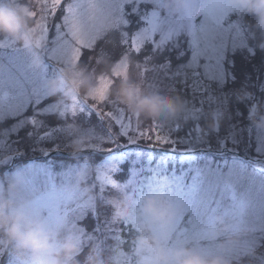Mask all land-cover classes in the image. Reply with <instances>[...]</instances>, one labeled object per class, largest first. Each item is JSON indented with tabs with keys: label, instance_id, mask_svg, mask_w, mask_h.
<instances>
[{
	"label": "rangeland",
	"instance_id": "rangeland-1",
	"mask_svg": "<svg viewBox=\"0 0 264 264\" xmlns=\"http://www.w3.org/2000/svg\"><path fill=\"white\" fill-rule=\"evenodd\" d=\"M25 2H27L33 10L37 11L38 13L40 12V4L38 3V0H25ZM160 3L161 0H138V2L134 0L133 3H126L124 5L123 15L124 18L129 21V24L137 23V18L138 16L140 17L141 11L143 23L141 26H139L137 31L135 30V32H133L134 34L147 26L144 17L152 11H159L161 18L163 19H167L169 16H171V18L175 20L180 17L179 15L172 14L161 9ZM134 8L136 9L135 12H133ZM61 16L59 20L53 23V25L51 23L53 17H49V29H51L50 26H52V29L49 30L48 41L45 42L46 49H51L54 47L53 41L56 36L55 24L61 22ZM131 16L136 17L134 23L130 19ZM250 16L251 15L246 16V14L238 11H232L229 13L226 19L222 22V28L217 30L218 34L213 40V44L216 45L218 49V52L214 54L216 58L208 60L205 57H201L199 59L198 66L195 68L189 67L193 49L191 46V37L189 36L186 29L180 30L172 37L171 40L167 41L163 45L159 44L160 33H156L154 36L156 43L153 44L151 41H145V44L141 50L147 47L149 48L150 52H156L158 55H164L167 51L174 49V51H180L177 56H181L183 55L182 53H185V50L182 49V39L180 40V38L184 37V42H186L187 49L190 51V58L187 62L180 63L177 66V69L174 71V74L188 73L195 78L196 84H194L197 87L199 86V88L210 92L211 89L209 88H216L218 87V84L224 83L227 75L229 57L232 56L235 51L247 50L249 53H254V48L250 44V39L256 38V36H252V26L254 24L250 26L244 22V19ZM36 19H39V16H37ZM202 20L203 15L197 17L196 23L199 24ZM231 25H236V27H231L227 33H224L223 29L229 28ZM123 26L124 25H121L120 28ZM237 27L240 31L239 37L236 36ZM130 37L131 36L127 35L126 38L130 39ZM43 59V71L36 73L29 68V59L19 48H0V84H3V90H7L9 92V102L19 106L16 109L19 112L18 116L12 117L7 115L3 120L5 121L10 118H16L14 123H12L10 127L0 130V140L4 141L3 146H0V159L9 157L7 163L0 164V177H3L5 174H9L14 171H23L26 173L29 171V169H44L45 171L51 173L54 183L57 185V187H60L68 182L66 179V174L69 172L72 173L71 182L75 183L73 178L74 170L79 168L82 163L87 162L90 167L95 169L92 176L88 179V182H90L89 184L94 186L97 185L98 187V191L96 192L94 190L93 192L94 207L95 212H97V198L99 197L102 199V197H104V192L101 193L95 176L96 169L102 165L116 163L118 168L114 173H112L113 178L119 184L127 183L130 180L133 181L134 189L141 188L143 194L147 193L148 189L146 185L148 180L153 175H157L158 177L167 176L169 179L183 177L184 184L188 185L191 184L192 178L199 174L198 180L200 182V189L198 198L209 203L211 207H216L217 204H219L220 209L218 212H223L225 208L232 204L233 190L238 199L243 198L248 202L245 223L246 227L249 229V232L247 235L241 237L239 244L236 245L231 252L225 253V255H227L228 258L232 260V264H264V133L259 132L253 126L244 128L238 127L236 131L232 129V131L229 133V137H223L222 139H219L222 149L215 153H217L219 156H222V159L217 161H215L212 157L197 159L196 157L192 156L194 152L193 150L183 156H180L178 159H171L170 163L165 159L170 158L171 155H166L156 160L153 153L145 155L140 150H136L134 152H120L118 149H109L108 152H104L108 150V148H106V144L108 142L118 143V145L116 144L117 146L121 145V136L119 135V130L112 121L106 118V127L101 126V129H99L100 126H95L93 122H89L88 120L85 122H78L76 120L77 117L86 116L90 119L92 112L97 113L91 107L93 101L90 99L85 101V97L82 96L80 99L85 101L83 103L84 111L77 112L75 116L68 113L64 117H61L59 115V111H57L55 114H52L59 116L65 121V123L51 127L50 125H47L49 128L45 132H50L51 134L42 139L41 137L45 132L40 133L38 136V141L41 139L53 140L54 144L51 148L57 149L61 145L64 148H67L69 141L73 137L67 135L65 130L68 125H74L80 130H93L99 137V139L93 141V145H99V148H88L77 156H83L82 159L77 158L75 162L66 164L63 163V161L57 160L55 157L54 159L49 157V160L47 161H41L37 158H31L27 161L17 159L21 157V151H19V148L14 144L12 137H17V133L29 125L27 123V118L36 114L37 109L34 110L33 113H29V107H39V105L36 104L37 100H40L41 103L45 99L51 97L49 94H45L47 91L42 87L43 81L55 77L59 68L64 66L58 60L50 59L47 51H44ZM206 64L211 65V69L208 72L205 70ZM103 76L108 77L113 81L111 75L104 74ZM260 83V86L264 89V76L262 82L260 81ZM96 87H98V82ZM13 97H15V99H13ZM59 102L60 99L56 97L54 100L44 105L43 108L57 104ZM260 106L261 112H264V95ZM101 107H103L105 111H115L117 108H124L122 105H113L110 103V101L104 105H101ZM188 109L190 110L191 115L187 116V118L185 115H182L181 118L185 120L192 119L195 121V125L188 129L189 136L184 139V142L190 143L192 141V147H201L204 150L210 151L211 148L207 144V137L204 136L207 134V132L203 131V125L202 122H200L205 117V114H203L201 108L191 107ZM214 112H218L220 115L222 114V110L220 108L218 110L215 108ZM128 114L131 115V113ZM98 116L101 118V120L104 119L101 115L98 114ZM46 117H38V119L43 122L41 127L45 126L44 120ZM69 117H72L75 120H69ZM18 121H24L23 126L18 130V132H12V126L17 124ZM133 123H136L135 117H133ZM145 123L148 124L147 120L140 124L144 128L150 127L153 123L158 125L161 134L167 136L171 142L172 139L170 134L164 129V125L167 123H160L155 120H152V124H148L149 126H145ZM218 127L219 123L216 130ZM245 133H248L250 136L247 137V140H245L246 137H244ZM126 139L127 142L130 143L128 138ZM225 141H230L231 146H227L224 143ZM152 142L158 145H164L156 143L154 139ZM168 147L171 150H174L176 148V144ZM51 148H42V151L46 154V157L48 156L47 153H49ZM15 152H17L16 155L14 154ZM95 152H99L100 154L104 155V159L94 163L93 160L89 158V156L91 154H95ZM59 153L61 152H57V154ZM66 153L71 154L70 151ZM126 160H130L131 162L130 176L125 181H118L114 177V174L121 169V163ZM58 164L59 168L55 166ZM39 186L41 187V190H43L44 185L42 182L39 183ZM229 186H231V188H229ZM104 199L105 200L103 201L105 203L110 201L109 198L104 197ZM90 212L92 211L89 209L84 215L83 219ZM42 215L46 216L47 213H42ZM113 216L114 210H112L111 214L109 215L102 214V222L92 230H87L86 227L81 223L83 219H77L72 215L69 216V224L75 222L77 228H82L84 230L82 234V250L88 244H91L95 241H103L105 256H110L112 254L113 248L116 245H119L123 251L130 252V250L125 248L128 239H126L124 230L126 229V231H129L130 228L135 230V227H133L131 224L126 226L123 220H121L119 223L113 224ZM191 216V211L185 213L181 224L182 228H187L189 231H191V225L189 224V219ZM117 228L120 229L119 234L121 239L124 241L123 243H120V241H117L113 238L116 235L115 229ZM223 239V237H220L216 240H201L198 244L196 241L190 240L189 246H196L201 249H209L210 252L215 254L218 251L217 244ZM169 243L171 245V241ZM132 244L134 247V240H132L131 245ZM3 255H0V263ZM135 259L136 258L132 256L133 264H135Z\"/></svg>",
	"mask_w": 264,
	"mask_h": 264
},
{
	"label": "clouds",
	"instance_id": "clouds-1",
	"mask_svg": "<svg viewBox=\"0 0 264 264\" xmlns=\"http://www.w3.org/2000/svg\"><path fill=\"white\" fill-rule=\"evenodd\" d=\"M234 11L251 15L255 18L252 36L259 33L257 47L264 51V0H228ZM201 0H161L160 8L176 15L199 12ZM32 8L25 0H0V40L11 41L28 57V66L33 72L43 71L45 41L35 29ZM105 57L97 58V63H104ZM132 65L131 59L128 61ZM115 67L113 65L112 69ZM111 69V70H112ZM42 87L50 96H57L60 101L70 104L73 97L90 96L96 90V76L86 66L66 64L59 68L55 77L43 81ZM9 96L7 90L0 91V98ZM108 98L113 105H122L134 117L139 116V123L155 120L160 123L175 121L182 115H191L186 102L179 95H170L168 91L156 86L141 87L140 82L128 73L119 83L108 91ZM251 93L241 91L236 99H250ZM211 122L205 131H215L220 119L218 112L211 113ZM248 119L252 126L264 133V112L258 103L249 108ZM66 134L73 137L69 143L73 157L91 148L93 141L99 139L91 129L80 130L68 125ZM94 168L87 162L74 170L75 184L86 197H92L94 185L88 183ZM26 179L23 171H14L0 177V253L10 257L9 264H117L121 252L134 256L135 264H232L225 253L231 252L239 244L241 237L249 229L238 232L232 229L233 220L216 212L209 228L212 240L223 237L217 244V253L202 251L196 246H189L190 240L177 247H170L154 230L159 223L173 224L177 216L185 211L184 201H169L159 193H145L140 199L134 191V182L122 184L116 189L117 195L111 198L114 215L121 220L132 215L133 207L140 208L145 218L135 226L137 235L134 247L125 252L116 245L110 256H105L103 241H95L89 248L83 261L77 259L82 252L83 235L70 225L50 227L43 215H34L28 208V197L20 199L22 186Z\"/></svg>",
	"mask_w": 264,
	"mask_h": 264
},
{
	"label": "snow or ice",
	"instance_id": "snow-or-ice-1",
	"mask_svg": "<svg viewBox=\"0 0 264 264\" xmlns=\"http://www.w3.org/2000/svg\"><path fill=\"white\" fill-rule=\"evenodd\" d=\"M134 0H38L40 4V12L32 10L30 13L35 21V29L41 34L43 41H48L49 34V17H55L61 9L63 14L61 22L55 24L56 36L54 38V47L46 49L49 58L58 60L61 64H78L82 51L84 49H94L98 40L106 36L110 31L119 29L121 25L128 26L129 21L124 18V5L133 3ZM138 2V0H136ZM136 9H133L135 12ZM233 8L228 3V0H201L199 12H189L186 15H181L178 19L173 20L171 16L167 19L161 18L159 11H152L144 17L146 27L141 31L133 34L130 39H122L121 43L128 44L130 50L139 53L143 48L145 41L156 43L154 36L160 33L159 44L163 45L180 30L186 29L191 37L192 56L189 67L195 68L198 66L199 59L205 57L208 60L216 58L214 55L218 52L217 46L213 44V40L218 34V29L222 28V22L231 13ZM203 15V20L197 24V17ZM39 16V19H36ZM135 22L136 17H130ZM231 27L224 28L223 32L227 33ZM127 37V33L121 34ZM236 36H240L239 28L237 27ZM14 47L11 41L0 40V48ZM147 59V58H146ZM129 55L125 53L121 59L115 63L112 69V75L116 78L126 76L129 69ZM137 68L141 69L143 76L146 68H141L137 64ZM163 67V66H162ZM211 65L206 64V72L210 71ZM43 75V74H41ZM112 80L101 75L98 78V87L90 95L85 97V101L90 99L93 101L91 107L103 118L109 119L119 130V135L128 138L130 143H135L138 140H155L156 143L165 144L170 140L159 131V126L153 123L150 127L144 128L141 126L139 116H135L136 123H133V115H129L124 108H117L115 111H105L101 105L109 102L108 91L112 84ZM3 90V84H0V91ZM48 94L47 92L45 93ZM15 99V97H13ZM82 101L78 97H73L70 104L60 101L57 104L38 108L34 116L27 118V123L34 129L42 126V121L38 119L42 115H52L59 111V115L64 117L70 113L75 116L77 112H83L84 107ZM40 104V100L36 101ZM19 106L9 102V96L4 99L0 98V122L7 115L16 117L19 112L16 110ZM24 121H18L12 126V132H18L23 126ZM50 132H45L44 137L49 136ZM32 135L31 132L28 133ZM4 141L0 140V146H3ZM93 148H99V145H92ZM9 157L0 159V164L7 163ZM118 168L116 163H108L96 169L95 179L99 184L100 191L103 193L107 187L118 189L122 187L114 178V173ZM199 174L192 178L191 184L185 185L183 177L169 179L167 176L158 177L153 175L147 182L149 193H159L169 201H184L185 211L177 216L176 221L169 225L167 223H159L154 226V230L161 239L170 247H177L185 241H196L197 244L201 240H212L209 233V228L212 223V218L220 209V205L211 207L209 203L198 198L200 182ZM72 173L66 174L67 183L60 187L54 183L50 172L44 169L32 170L26 172V179L22 186L19 198L28 197L29 211L34 215L44 216L47 224L50 227L59 225H70L73 229H77L83 234L82 228H77L75 222L69 224V216H75L77 219H83L86 212L90 209L95 214L94 198L86 197L83 191L77 184L71 182ZM42 182L44 187L41 190L39 183ZM132 181L130 180L129 183ZM231 188V186H229ZM138 193L140 199L136 202L139 205L142 201L143 192L141 188L134 189ZM111 203V201H108ZM248 208V202L236 197L234 190L232 191V204L223 210L224 214L233 220L232 229L234 232L240 231L246 227L245 215ZM191 211L192 216L189 219L191 231L187 228H182L181 224L184 219V214ZM143 219H145L138 206L133 207L132 215L123 219L127 226L131 224L135 227ZM121 219L118 214L112 217L113 224L119 223ZM116 235L113 237L120 243L124 241L120 236V229H115ZM171 241V245L170 242ZM205 252H210L209 249H201ZM0 255H3L0 253ZM117 264H133L132 257L125 255L123 252L117 257Z\"/></svg>",
	"mask_w": 264,
	"mask_h": 264
},
{
	"label": "trees",
	"instance_id": "trees-1",
	"mask_svg": "<svg viewBox=\"0 0 264 264\" xmlns=\"http://www.w3.org/2000/svg\"><path fill=\"white\" fill-rule=\"evenodd\" d=\"M62 13V9L58 11L57 15L52 19V25L55 21L59 20ZM138 18L137 23L135 24L130 23L127 27L123 26L120 29L110 31L106 36L97 41L94 49H84L78 64L86 66L90 71L95 73L96 84L99 76L104 74L111 75L113 78V83L110 87L111 90L122 78L114 77L111 69L125 53H128L129 59L132 61V65L128 69V74L133 79L140 82L142 88L149 86L159 87L168 91L170 95H179L186 102L188 108L195 107L202 109L205 117L200 122H202L203 131L207 132L204 136L207 137V144L211 149L208 151L201 147H192V141L190 143H185L184 139L189 136L188 129L195 125V121L192 119L185 120L179 117L177 120L167 122V124L164 125L165 131L170 134L172 139L170 143L158 145L149 140H139L137 143L131 144L127 142L126 137L121 136V145L117 146L118 143L108 142L106 144V148H108V150L106 149L107 151L104 152H108L109 149H118L120 152H134L136 150H140L145 155L153 153L156 160L160 159V157L171 155L170 158L165 159L170 163L171 159H178L180 156H183L193 150L194 152L192 156L197 159L212 157L215 161L221 160L222 156L215 153L222 149L219 139L229 137V133L232 129L236 131L238 127L244 128L252 126L248 119L249 108L254 103L261 105L263 99L264 89L260 86V81L262 82L264 76V51L260 50L256 46L259 40V33H256L255 39H250V44L254 48V53H249L247 50L235 51L232 56L229 57L227 75L224 83L218 84V87L216 88H209L211 91L208 92L195 85V78L192 77V75L188 73L174 74L177 66L180 63L187 62L190 58V51L187 49L184 37L180 38V40L182 39V49L185 50V53H182L183 55L181 56H177L180 51H174V49L167 51L164 55H158L156 52H150L147 47L137 54L129 49L128 44L121 43L122 39L126 38L121 35L122 33L126 32L128 36H132L134 34L133 32H135V30L137 31L139 26L142 25L141 11L140 17L138 16ZM244 22L252 26L255 23V18L253 16L248 18L246 17ZM50 28L52 29V26H50ZM102 55L105 57V62L97 63V58ZM137 64L141 65V68L147 69L144 71L143 76L140 74L141 69L136 67ZM242 90L251 93V98L238 101L236 96ZM56 97L57 96H51L45 99L39 104V107L30 106L29 113H33L34 110L38 108H43L44 105L51 102ZM215 108L217 110L219 108L222 110V114L220 115L218 122L219 127L215 131H205L208 129V125L212 119L211 113L214 112ZM41 117L44 118L46 115H42ZM90 119L86 116L76 118L78 122H85L87 120L89 122H93L95 126H100L99 129L102 128L101 126L106 127L107 120H105V118L101 120L97 113L92 112ZM15 120L16 118H10L0 122V130L10 127ZM69 120L75 119L69 117ZM147 122L150 125L152 124V120H147ZM64 123L65 121L57 115H47L44 120L45 126L39 129H34L31 125H27L25 128L21 129L17 133V137H12L14 144L19 148V151H21V157L17 159L27 161L31 158H37L41 161H47L49 160V157L52 159L55 157L57 160L63 161L65 164L75 162L77 158L82 159L83 156L73 157L70 153L67 154L66 152L70 151L68 147L64 148L61 145L57 149L51 148L54 144L53 140L41 139L38 141L39 134L48 130L49 126L47 125H50L51 127ZM148 124L145 123V126H149ZM29 132L32 133L31 136L28 135ZM244 137H246L245 140H247V137L250 136L248 133H245ZM224 143L227 146H231L230 141H225ZM173 144H176V148L171 150L168 146H172ZM44 147L51 148L49 153H47V157L42 151V148ZM57 152L61 153L57 154ZM14 154L16 155L17 152ZM103 157L104 155L99 152H95V154H91L89 156L94 163L103 160ZM55 166L59 168V164ZM130 169L131 162L130 160H126L121 163V169L114 174V177L118 181H125L130 176ZM94 190L96 192L98 191L97 185H95ZM115 195H117L116 189L111 187L104 191V197L109 198L110 200ZM104 197H102V199L99 197L97 198V212H95V214L90 212L87 216H85L83 221H81L87 230H92L102 222V214L109 215L112 210H114L110 203H105L103 201L105 200ZM124 232L126 239H128L126 243L127 247L125 246V248L131 251L133 247V244L131 245V243L132 240L135 239L137 232L131 228L129 231H126L125 229ZM91 245L92 243L86 245L77 259L83 261ZM9 260L10 257L4 254L1 258L0 264H9Z\"/></svg>",
	"mask_w": 264,
	"mask_h": 264
}]
</instances>
